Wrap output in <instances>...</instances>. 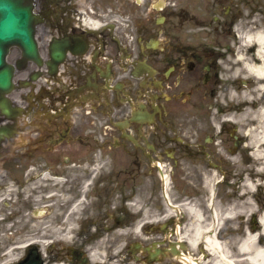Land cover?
I'll use <instances>...</instances> for the list:
<instances>
[{
	"label": "flooded vegetation",
	"instance_id": "obj_1",
	"mask_svg": "<svg viewBox=\"0 0 264 264\" xmlns=\"http://www.w3.org/2000/svg\"><path fill=\"white\" fill-rule=\"evenodd\" d=\"M16 2L39 55L11 43L14 83L0 88V243L22 248L11 264H204L207 234L239 257L244 216L226 209L259 161L242 58L264 0Z\"/></svg>",
	"mask_w": 264,
	"mask_h": 264
},
{
	"label": "bare ground",
	"instance_id": "obj_2",
	"mask_svg": "<svg viewBox=\"0 0 264 264\" xmlns=\"http://www.w3.org/2000/svg\"><path fill=\"white\" fill-rule=\"evenodd\" d=\"M243 38L246 45H255V49L251 53L244 52L242 69L254 77L250 88L257 92L255 97L244 96L246 103L244 113H251L257 118L255 129L257 130L258 144L255 152L259 161L254 171L258 177L243 179L240 194L233 205L227 207L226 214L230 219L244 215L246 212L255 215L260 211L259 223L255 222L254 226L245 227L243 235L237 241L239 257L232 253L228 246V240L222 239L216 234H207L204 241L211 251V255L204 264H264V202L259 199L260 204L257 208L252 199L253 193L256 192L257 195L262 191L264 193V17L258 20L254 30L244 33ZM256 101H261V103L253 105V102ZM193 212L199 219L200 212L195 208ZM203 228L204 226L198 222L193 225L195 231L192 235L193 244L197 243ZM14 248V246L9 247L4 255ZM234 255L235 257H233Z\"/></svg>",
	"mask_w": 264,
	"mask_h": 264
},
{
	"label": "water",
	"instance_id": "obj_3",
	"mask_svg": "<svg viewBox=\"0 0 264 264\" xmlns=\"http://www.w3.org/2000/svg\"><path fill=\"white\" fill-rule=\"evenodd\" d=\"M33 15L29 6H19L16 0H0V88L9 91L12 88L14 66L8 63V46L13 42L23 44L25 53L36 58L37 48L32 35ZM53 56L60 59L59 44L54 48ZM39 257L30 258L27 264H40Z\"/></svg>",
	"mask_w": 264,
	"mask_h": 264
},
{
	"label": "rangeland",
	"instance_id": "obj_4",
	"mask_svg": "<svg viewBox=\"0 0 264 264\" xmlns=\"http://www.w3.org/2000/svg\"><path fill=\"white\" fill-rule=\"evenodd\" d=\"M249 86H250V84H246V85L243 86V88L244 89H247ZM254 177H256V178L258 177V176H256V173L254 174ZM252 199L254 200V202L256 204V207L259 208L258 207L259 204H260L259 203V199H261L264 202V193L261 192L259 194V196H257L256 193L255 194L253 193ZM243 216H244V220L241 223H239V224H243L244 223V224H246V227H250V225H251V219H252V216L253 215L251 213H249V212H246V213H244ZM237 219L240 220L241 218L238 216ZM239 224H238V227H240ZM4 243H6V242H4ZM3 245L5 246V244H3ZM3 245L0 243V247H4ZM14 247H15L14 250H12L11 252L5 254L4 257L2 259H0V264H6L9 261H13V260H16L17 259V257L21 253L22 248L20 250V249L16 248V246H14Z\"/></svg>",
	"mask_w": 264,
	"mask_h": 264
}]
</instances>
